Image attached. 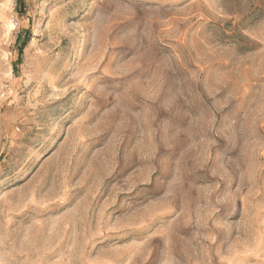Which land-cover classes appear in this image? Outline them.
<instances>
[{"label": "rangeland", "instance_id": "obj_1", "mask_svg": "<svg viewBox=\"0 0 264 264\" xmlns=\"http://www.w3.org/2000/svg\"><path fill=\"white\" fill-rule=\"evenodd\" d=\"M0 264H264V0H0Z\"/></svg>", "mask_w": 264, "mask_h": 264}]
</instances>
